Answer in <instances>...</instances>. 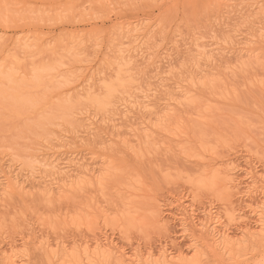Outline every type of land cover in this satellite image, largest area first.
Returning a JSON list of instances; mask_svg holds the SVG:
<instances>
[{
    "label": "rangeland",
    "instance_id": "1",
    "mask_svg": "<svg viewBox=\"0 0 264 264\" xmlns=\"http://www.w3.org/2000/svg\"><path fill=\"white\" fill-rule=\"evenodd\" d=\"M218 1L0 0V185L2 169L13 168L27 172L22 180L47 175L54 190L44 198L34 181L20 195L0 194V253L17 250L19 264H155L158 250L192 256L189 229L212 217L234 241L204 264H264V240L242 231L259 228L264 201V49L245 48L263 36L264 0ZM137 23L155 25L120 38ZM183 131L192 150L177 141ZM114 154L127 161L115 162L123 174L102 184ZM53 160L62 169L74 161V180L54 182ZM81 164L90 169L85 189L72 187ZM139 180L142 204L127 192ZM107 242L116 249L98 253ZM147 252V262L131 263Z\"/></svg>",
    "mask_w": 264,
    "mask_h": 264
},
{
    "label": "bare ground",
    "instance_id": "2",
    "mask_svg": "<svg viewBox=\"0 0 264 264\" xmlns=\"http://www.w3.org/2000/svg\"><path fill=\"white\" fill-rule=\"evenodd\" d=\"M150 1H152V2H155V3H158V2H160L161 4H165V5H168V4H170L171 2L170 1H172V3H173V0H150ZM220 1V0H219ZM218 1V2H219ZM224 1V0H223ZM238 1V0H237ZM240 1V3H242V4H244V2L245 1H247L248 2V0H239ZM243 1V2H242ZM251 1V0H250ZM221 2V1H220ZM246 2V3H247ZM177 3V2H176ZM222 3V2H221ZM239 3V2H238ZM248 4V3H247ZM226 6H227V4H226ZM229 6V5H228ZM231 6V5H230ZM244 6V5H243ZM235 7V6H234ZM234 7H233V9H234ZM246 7V6H245ZM233 9H231V12H232V10ZM223 10V9H222ZM226 10H227V8H226ZM234 11V10H233ZM220 13V12H219ZM230 14V11L228 10V12H227V14ZM226 15V14H225ZM130 24V23H129ZM155 24H151V25H143V27H141L142 26V24L141 23H137V24H135V25H132L131 24V26L130 27H128V25H127V28L125 29V31H123L122 32V34H121V37L120 38H123V37H129L131 34H134V35H136V38L138 37V36H140V35H142V36H144V35H146L147 34V32H149V31H151L152 29V27L154 26ZM126 26V25H125ZM123 28V27H122ZM263 28V27H262ZM122 30H124V29H122ZM263 32V36H261V35H259V39L257 38V40H258V42H259V44H258V42L256 43L257 45H255L254 47H252V48H247V46L245 47L246 48V51H248V52H252L253 50H254V48H261L262 50L264 49V28L263 29H261ZM254 34V33H253ZM257 35V34H256ZM118 36H120V34L118 35ZM117 37V36H116ZM134 37V36H133ZM141 37V36H140ZM145 37V36H144ZM143 37V38H144ZM111 38H112V36H111ZM119 38V37H118ZM113 39H115V40H117L116 38H113ZM131 39H132V37H131ZM134 39V38H133ZM111 40V39H110ZM121 40V39H120ZM127 41V40H126ZM17 42V41H16ZM255 42H256V38H255ZM259 45V46H258ZM109 46V45H108ZM119 47V46H118ZM245 48H243V49H245ZM112 48H110V50H111ZM227 49H232V48H227ZM234 49V48H233ZM241 49V48H240ZM123 50V49H122ZM242 50V49H241ZM112 51V50H111ZM248 54V53H247ZM263 55H264V53H263ZM2 79V78H1ZM1 81H3V80H1ZM0 81V82H1ZM195 95H197L196 93H194ZM194 94H190V95H187V101L186 102H189V104H191L192 103V106L194 107L195 105L193 104V103H196L195 101H196V99H197V97H198V95H197V97L194 95ZM199 94V93H198ZM202 94V93H201ZM200 99V98H199ZM148 100V99H147ZM131 104V103H130ZM134 104V103H133ZM197 104H198V102H197ZM146 105V104H145ZM187 105V104H186ZM191 106V107H192ZM196 107V106H195ZM194 107V109H196ZM137 108H140V107H138L137 106ZM136 108V109H137ZM135 109V110H136ZM30 113V112H29ZM90 117V116H89ZM96 122V121H95ZM170 122V121H169ZM201 123V125H204V126H206V122L208 123V121H206L205 120V122H203V120L202 121H198V124H200ZM203 122V123H202ZM92 123V122H91ZM95 124V123H94ZM197 124V123H196ZM167 126H169V125H167ZM189 126V125H188ZM200 126V125H199ZM192 128L193 126H189V128ZM195 127V126H194ZM196 127H197V125H196ZM202 127V126H201ZM184 128H185V126H184ZM190 128V129H191ZM199 128V127H198ZM167 129V128H166ZM197 129V128H196ZM196 129H194L193 128V130H196ZM203 129V128H202ZM184 130V129H183ZM156 131V130H155ZM166 131H168V130H166ZM170 131V130H169ZM185 131H186V128H185ZM185 131H183L184 133H185ZM201 131V130H200ZM158 132V131H157ZM182 132V131H181ZM189 133H190V130L188 131ZM189 133H185V135H186V137L185 138H179V137H177V141L179 142V143H181V145H185L184 146V148H190V147H188L189 145H190V143L191 142H195V141H191L190 140V138H191V136L189 135ZM193 133V132H192ZM198 133V132H197ZM86 134V133H85ZM87 134H88V132H87ZM174 134H178V133H174ZM150 135V134H149ZM167 135V134H166ZM166 135H164V136H166ZM193 135H195V134H192V136ZM73 136V135H72ZM116 136V135H115ZM161 136V135H160ZM162 137V136H161ZM173 137V136H172ZM181 137V136H180ZM193 138V137H192ZM73 140L71 141L72 143L74 142L75 144H76V140H75V138H74V136H73V138H72ZM171 139H174V138H171ZM87 140H89V139H87ZM86 140V141H87ZM93 140V139H92ZM176 140V139H175ZM194 140V139H193ZM176 141V142H177ZM197 142H198V140H196ZM64 142V141H63ZM81 142V141H80ZM168 142V141H167ZM189 142V145H187V143ZM64 143H66V142H64ZM64 143H61L63 146H65V144ZM93 143V142H92ZM178 143V144H179ZM198 143H200V142H198ZM81 144V143H80ZM83 144H85V143H83ZM174 144H176V143H174ZM61 145V146H62ZM121 145V144H120ZM194 144H192V146H193ZM198 145V144H197ZM187 146V147H186ZM194 147H195V145H194ZM126 148V147H125ZM74 149V148H73ZM189 150H192L191 148L189 149ZM189 150H188V153H190L189 152ZM195 150V149H194ZM193 152V151H192ZM136 153V152H135ZM186 153V152H185ZM187 154V153H186ZM116 154H114V155H112V156H110V160H105V162H103L104 164H106L104 167H103V170H105L104 171V173L101 175V177L99 178L100 179V181L102 180V181H104V182H102V184L103 183H105V185L107 184V182L108 183H113V182H115V180L116 179H118V175H119V177H121L120 175L121 174H123L122 173V167H125L124 166V164L127 162L125 159H123V158H121L120 156H115ZM137 155V154H136ZM184 155V154H183ZM191 155V154H190ZM114 156V157H113ZM113 157V158H112ZM115 157H117L116 159H115V161H114V158ZM131 157H132V155H131ZM48 159H51V157L50 158H48ZM116 160H117V163H119L120 164V162H122L123 161V163L124 164H121L120 166H119V164L117 165V163H115L116 162ZM50 161V160H49ZM72 161V160H71ZM70 160H69V162H71ZM119 161V162H118ZM59 162H61V161H59ZM69 162H66L67 163V165L66 164H64V165H66L67 167H65L66 169H62V167L60 166L61 165V163H58V162H56L55 160H53V161H51V162H49V164L51 165L50 167H51V169L50 170H48L49 172V174H48V176H52L53 177V181H54V179L55 180H57V182L59 181V180H61V181H63V182H65V181H67V182H69V181H72V180H74V178H73V176H74V174H73V172H74V170L75 169H72V167L74 168V165H76L75 163H74V161H72L74 164H72V162L71 163H69ZM65 163V162H64ZM112 163V164H111ZM129 164V163H128ZM64 165H62V166H64ZM123 165V166H122ZM1 166V165H0ZM87 166V165H86ZM122 166V167H121ZM10 167V166H9ZM71 167V169H69ZM79 167V172L81 173V177H82V179L80 178V180H78L79 182H74V183H72V187H74V188H78V189H80V188H84L85 186H87L88 184L87 183H89V179H87V180H85V175H88V172L90 171V169H88V168H86V167H84V165L83 164H81V165H79L78 166ZM76 168V167H75ZM233 168V167H232ZM5 169V168H4ZM19 169V168H18ZM209 169V168H208ZM207 168L205 169V171H204V174L205 175H208L210 172H211V168H210V172L208 173V170ZM223 169V171L224 172H227V170H228V167H227V170H226V167L225 168H222ZM218 170V172H220V171H222L221 169H217ZM230 170V169H229ZM19 171V170H18ZM18 171H15L13 168H6L5 170H3L2 169V172H3V177H4V181H5V184L4 185H0L1 186V189H0V194L2 195V196H4V197H9V196H11V195H14V194H22L23 193V191H24V189H25V187H26V185L29 183V185H30V183H33L34 181H36L35 182V184L37 183L38 185H42V191H43V193H41V194H43V196H44V198H45V196H47V197H52V195H53V189H52V187L50 186V185H48V183H46L45 182V180H46V177H47V175H38V176H36V175H34V174H32V173H30L29 172V174L30 175H28V176H26L25 177V179L24 180H22V178L25 176H22L23 175V171H25V170H21L20 172H18ZM28 171V170H27ZM92 171V170H91ZM207 171V172H206ZM214 171H216V169L214 170ZM26 172V171H25ZM42 172V171H41ZM27 173V172H26ZM40 173V172H39ZM121 173V174H120ZM229 173V172H228ZM231 173V172H230ZM46 174V173H45ZM212 174V173H211ZM250 177L251 178H254L255 176L253 175V172H251L250 171ZM27 175V174H26ZM1 176H2V174H1ZM80 176V175H79ZM204 176V175H203ZM208 176H210V178H213V176H211V175H208ZM231 176V175H230ZM36 177H39V178H43V179H36ZM87 177V176H86ZM89 177V176H88ZM117 177V178H116ZM205 177V176H204ZM209 178V177H208ZM216 177L214 176V179H215ZM260 178V177H259ZM262 178V177H261ZM51 179V178H50ZM99 179H98V181H95V182H99V184L101 183L100 181H99ZM231 179H234V178H231ZM48 180V179H47ZM46 180V181H47ZM206 180H210V179H207L206 178ZM231 181L230 179H228V174L226 173L225 174V183H226V181ZM262 180H263V178H262ZM262 180H261V182H262ZM49 181V180H48ZM117 181V180H116ZM118 181H119V179H118ZM122 181V180H121ZM140 181V180H139ZM212 181H213V179H212ZM211 181V182H212ZM215 181V180H214ZM213 181V182H214ZM255 181V180H254ZM55 182V181H54ZM93 182V181H92ZM144 182V181H143ZM210 182V181H209ZM235 182V181H234ZM233 181H232V183H234ZM259 182H260V180H259ZM115 183H118V182H115ZM217 183V182H216ZM263 183V182H262ZM57 184V183H56ZM61 184H62V182H61ZM74 184V185H73ZM87 184V185H86ZM92 184V183H91ZM123 184V183H122ZM128 184H130V183H128ZM131 184H133L128 190H127V192H129V193H131V195L132 194H135V196L136 197H138L137 199H139V195L142 193V190H143V184H142V182L140 181V185H139V183L138 184H135L134 182L133 183H131ZM204 184V183H203ZM230 184V183H229ZM264 184V183H263ZM32 185V184H31ZM30 185V186H31ZM62 185H65V184H62ZM115 185V184H114ZM117 185V184H116ZM142 185V186H141ZM207 185V184H206ZM217 185H218V183H217ZM224 185V184H223ZM33 186V185H32ZM31 186V187H32ZM54 186V185H53ZM57 186H58V184H57ZM118 186V185H117ZM227 186V185H226ZM36 187V186H35ZM125 187V186H124ZM225 187V186H224ZM252 187H253V185H252ZM252 187H250V188H252ZM262 187V186H261ZM57 188V187H56ZM60 188H62L61 186L58 188V189H60ZM121 188H123V186L121 187ZM249 188V189H250ZM255 188V187H254ZM253 188V189H254ZM35 189V188H34ZM41 189V187H39V190ZM85 189V188H84ZM73 190V189H72ZM77 190V189H76ZM141 190V191H140ZM251 190L252 189H250V190H248L247 191V193H246V195H247V197L249 196L250 198H251V196L250 195H252L253 193L251 192ZM85 191V190H84ZM134 191V192H133ZM138 191H140L139 193L140 194H138L137 192ZM29 192V191H28ZM76 192V191H75ZM133 192V193H132ZM143 192H145V191H143ZM256 192V191H255ZM145 194V193H144ZM144 194H142V195H144ZM4 197H2V198H4ZM25 197V196H24ZM41 197V196H40ZM54 197V196H53ZM144 196H142V198H143ZM252 197H253V195H252ZM0 198H1V196H0ZM141 198V199H142ZM5 199V198H4ZM3 199V200H4ZM131 199V198H130ZM141 199H139V202H140V200ZM256 199V198H255ZM132 200V201H131ZM131 200H129L128 201V203L129 204H131L132 202H134V200L135 199H131ZM261 200H262V198H261ZM135 201H137V200H135ZM143 202V201H142ZM142 202H140L141 204H142ZM135 203V202H134ZM140 203H138V204H140ZM258 203V202H257ZM260 203V202H259ZM258 203V204H259ZM249 204V203H248ZM257 204V205H258ZM178 205V204H177ZM134 206H136L135 208H138L137 207V205L135 204ZM250 207V206H249ZM257 209V213H258V215H259V228L256 230V231H251V229H249L247 226H246V228H241V229H243L242 231H243V234H245V235H248V236H253V235H257V236H259V238H260V240H264V201L262 202L261 201V204H259L256 208H255V210ZM180 219L182 220V222H183V224L185 225L186 223H188V221H190V220H188V218H191L189 215V217L186 215L187 214V211L188 210H186V208H181L180 209ZM252 211V210H251ZM155 213V212H154ZM193 213V212H192ZM192 213H190V215L192 214ZM208 215H210V214H208ZM206 216V215H205ZM158 217V215L156 216V219H158L157 218ZM229 217V216H228ZM245 217V216H244ZM208 218V217H207ZM160 219V218H159ZM158 219V220H159ZM162 220V219H161ZM193 220V219H192ZM234 220H235V218H234ZM185 222V223H184ZM216 223H218V224H216ZM211 224H215V225H211ZM200 226H199V228H198V233H196V231L193 229V228H191V229H189L190 230V233H191V235H192V238H194V248H195V251H194V254L192 255V256H189V257H187L185 254H182V252H180V251H176V254L173 256H170L169 258H168V256H167V254H166V251L165 250H158V254H157V256H156V259L154 260V262H155V264H191V263H195V262H200L201 260L204 262V260L202 259L203 258V256L205 257L206 255H208L209 256V253L211 252V254H213L214 256H216L217 258V260H221V258L220 257H224V255L223 256H220L221 254H223L222 252L223 251H225V249L227 248V247H231V246H229L231 243L233 244V241H234V239L232 238L233 236L232 235H230V232H231V230L229 229V227H227V225L225 226V224H223L224 226V229H220V228H217V225H221L222 226V223L219 221V219L218 220H213V218L212 217H209L208 218V220L207 221H205L204 220V222L203 221H201L200 222V224H199ZM186 230V229H185ZM200 232V233H199ZM97 239V238H96ZM108 243V242H107ZM105 243L106 245H103L102 243H99L97 246H96V249L98 250L97 252L98 253H102V254H104V255H106L105 253H107V254H109L112 250H114V248L115 247H113L112 246V243ZM197 243H199V244H197ZM231 244V245H232ZM47 245V244H46ZM200 245V246H199ZM41 246V245H40ZM39 246V247H40ZM11 247H13V245L11 246ZM14 248V247H13ZM44 248V247H43ZM116 249V248H115ZM231 249V248H230ZM12 250V249H11ZM44 250V249H43ZM227 250V249H226ZM228 250H229V248H228ZM15 251H17V250H12V252L10 251V254H8V252H6V251H3V252H1L0 253V255H1V259H3V261H4V264H19V262L20 261H22V260H19L18 259V257H16V252ZM45 251V250H44ZM78 251V250H77ZM110 251V252H109ZM116 251H119V250H116ZM232 251V250H231ZM230 251V252H231ZM18 252V251H17ZM115 252V251H114ZM207 252H209V253H207ZM113 253V252H112ZM116 253V252H115ZM152 253L153 252H147V256H140V254L138 255V254H135V253H133L132 255H133V257L130 259L131 260V263L132 262H134V260H142V258H144V263L145 262H147V259L149 258L150 259V257L152 256ZM207 253V254H206ZM225 253H226V251H225ZM230 254V253H229ZM99 255V254H98ZM114 255V254H113ZM124 254H122V253H119L118 254V257H120L121 259V261L122 262H124V258H122V257H124L123 256ZM77 256V255H76ZM130 256V255H129ZM207 256V257H208ZM211 256V255H210ZM220 256V257H219ZM114 257V256H113ZM76 258V257H75ZM80 258V257H79ZM79 258H77V260H75L74 259V257H72V260H71V262H72V264H80L79 262L80 261H78V259ZM117 258V257H116ZM129 258V257H128ZM210 258V257H209ZM230 258V257H229ZM82 259V258H81ZM80 259V260H81ZM124 259V260H123ZM133 259V260H132ZM213 259V258H212ZM224 259V258H223ZM19 260V262L17 263V261ZM68 260H70V258L68 259ZM2 261V262H3ZM77 261V262H76ZM120 261V262H121ZM200 262L201 264H204L203 262ZM25 262V261H24ZM70 262V263H71ZM125 262H126V260H125ZM142 262H143V260H142ZM216 262V261H215ZM222 262V261H221ZM220 261L218 262V264L220 263V264H222ZM82 263V262H81ZM208 263V262H207ZM20 264H23V262H21ZM85 264V263H84ZM121 264V263H120ZM217 264V263H216ZM229 264H230V262H229Z\"/></svg>",
    "mask_w": 264,
    "mask_h": 264
}]
</instances>
